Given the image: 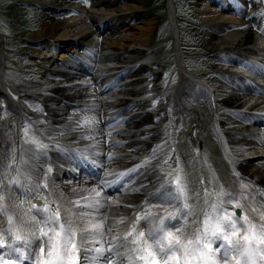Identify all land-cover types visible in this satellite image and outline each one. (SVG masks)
Segmentation results:
<instances>
[{"label":"bare ground","instance_id":"obj_1","mask_svg":"<svg viewBox=\"0 0 264 264\" xmlns=\"http://www.w3.org/2000/svg\"><path fill=\"white\" fill-rule=\"evenodd\" d=\"M61 1L62 0H51V1L42 0V6L44 7L45 10L49 11V14H47V16L40 15L41 18L39 21L41 23V27L39 28V31L36 32L34 38H38L39 36L40 37L48 36L49 38L61 40V44H67L68 41L70 40H80V41L81 40L83 41L91 40L90 36L94 35V32L92 31L93 27L95 26L94 22L93 23L88 22L90 24L88 25L86 21L81 20V22H83L81 24V26L83 27L82 29V28H77L76 22L78 21H75L74 20L75 18L74 19L70 18L72 20L71 22H69L70 19L58 21V20H53L52 18L49 17L51 14L53 15V13H56V12L62 13V11H68V10L73 12L76 9V7H74L73 5H68V6L62 5L60 3ZM122 2H123L122 0H91V5L92 7L95 8V10H97V12H100V13H103L104 10H106V12H111V13L115 12L116 14L122 13L123 11L129 12L130 9H137L138 11V7L136 5H131V8H128V7H125L122 4ZM228 3L229 4H226V6L227 7L229 6L228 8H231L234 11L229 12L226 15H218L216 13L215 14L216 17H214V19L213 18L207 19L206 23L208 26L212 25V28L219 29V30L222 28V25L225 26L226 29L222 31L223 36L222 37L219 36L220 38L219 44L223 46L222 51L228 50L230 51L229 53H232V52L238 53L242 51V47L244 46L245 43L250 42L251 40H255L254 39L255 33L249 28L250 24H248V22H254V20L253 18H249L250 19L249 20L247 19V17L250 16L252 10L255 12L256 11L258 12V9L262 5V3H261V0H251V3H252L251 8L253 9L249 12L245 10L244 15L242 14L241 16L238 15L243 10L241 9L240 0H236V1L229 0ZM213 13H211V15H213ZM104 18H105V15L102 14L99 17V21L104 20ZM123 18H126V15H123ZM130 20H131V17H129V21ZM76 29L78 31L75 32ZM150 31H151L150 28L149 29L144 28L137 35H133V34L127 35L126 34L123 37L119 38L118 40L113 41L112 43L109 44V46L113 45V46H116L118 49L122 50L121 54H116L114 56L110 55L109 57H112L113 60L116 61V63L129 64L128 67L122 72L123 76L127 77V75L132 73V70H131L132 66L130 64L135 63L137 56L139 55V48H140L139 42H147L146 39ZM67 37L68 38L72 37V38L68 39ZM176 37H178V32L176 34ZM149 38L150 37H148V39ZM124 41L127 42V45L121 44V42H124ZM92 42L93 40H91L89 43H92ZM251 53L254 54L255 52L251 51ZM220 54L221 53L219 54L216 53L215 57H219ZM227 59H229V57ZM49 63H50L49 65L50 67L56 68V64H54L55 61L51 62L49 60L47 64ZM0 69L2 71V66H0ZM178 70L180 73V85H179L180 88H178L179 91L175 92V97L172 99L170 106L173 108V113H174L172 115L173 117L172 120H174L175 122L178 120L177 122L182 124V128L179 129L178 127H176V132L172 136L171 138L172 140L170 144L172 143V146L175 148L176 152L178 153V155L180 156L182 160L183 175H184L185 181L188 186L189 195L191 197L188 201L189 203L188 211H190L193 209L206 207L204 203L206 193L210 194L208 195L209 203H215L217 201L218 194L221 192L231 193L233 196H234V193L235 194L241 193L240 191L241 185L239 182L236 181V178L231 179L227 175L228 172L226 170V166L225 164H223L225 161L223 156H225L226 153H223L221 155L222 151L220 152L219 150L215 148L213 140L211 138V132L209 131V127H208V118L210 117V114L214 111V107H212V105H214L216 102L211 103L209 101V103H207V101H205V103H200V104L198 102L190 103V101L186 99V92L182 90V88H184L183 85L187 81L186 79L188 78V76H193V75L190 72H188L184 66H183V69L179 68ZM220 71L225 72L226 74L228 73L222 68L220 69ZM49 72L51 74H55V77L57 78L62 76L61 74H58V72H55L54 70H49ZM1 79L3 78H0V97L2 96L9 97V100H10L12 99V96L9 93L7 87L5 88L3 86ZM64 82L68 83V85L70 86L69 89H75L76 91L74 93L69 92L66 89L57 88V86L56 87L52 86L51 88H49L48 91L49 92L51 91L52 93L57 94L59 97H62L63 99H65V96H68V97L74 98V100H79V101L80 100L88 101L91 99L93 100V98L100 96L99 88L98 89L89 88L85 90L82 89L81 87L82 81L69 82L68 80H64L63 82L60 81L56 83L54 81H50L49 83L51 85H63ZM93 83L96 85L97 83H104V82L95 81ZM94 84H92L93 87H95ZM114 85L115 83H111L107 87L110 90L119 91V89L115 88ZM218 92L219 91H217V93ZM135 93L136 92L129 91L127 92L126 95L132 96ZM176 96H179L180 98L177 99ZM122 100L123 99L119 100V102ZM129 101L130 100H127L123 102L122 104H128ZM238 101L239 99L237 98H232V99L226 98L223 101V104L235 105V108H242L243 104L240 101L239 102ZM12 104H14V102H12ZM14 105L10 106L11 111L16 109ZM141 105H142L141 103H133V104H130L128 108H130L131 110H137L141 107ZM113 106H114V102L100 103L98 110L97 109L93 110L91 111L92 113H89V115L85 114V116L90 118L91 121L95 120L94 122H96L99 119L98 120L93 119V117L95 116L99 117L101 113H105L109 111L110 108ZM249 110L250 111L252 110L254 112L261 113V114L264 113L263 108H260L259 110V108H256V105L252 106L251 109ZM48 111L52 112L53 117L65 118V114L62 113V110L60 108H52V109L49 108ZM129 114H131V112ZM247 117L249 118V120H252V123H251L252 125L257 124L258 119L261 120L263 118L262 115H258V116L248 115ZM151 119H153V117L151 118V116L148 113H145L140 116L134 115L127 119V124L129 126L134 125V127L135 126L140 127L139 125L144 124L145 122H148ZM216 121L218 122L217 123L218 126H223L226 124V122L222 119L215 120V122ZM101 127H102L101 123L96 122L94 127L89 128V129H84V133H83L84 139L87 142H89L90 140L100 138V136H102L101 131H100ZM222 129H224V127H222ZM78 131H81V130L75 129L71 133L70 140L68 142H73L79 139ZM188 131H190V133L187 135ZM236 131L241 132L243 131V129L236 130ZM142 135H144V131H140V137ZM232 135H235V134L229 133V137ZM247 135L248 134L244 136L250 137ZM249 135L254 136V134H249ZM136 136L137 135H135V137ZM154 136H155V133L153 134L152 140H155ZM129 137L130 136H128L127 138ZM111 139L112 138H108L109 147L107 149H104L103 150L104 152H108L109 148H111L112 143H113ZM137 139L138 141H133L127 145V151L135 152V154H141L142 151H146L147 141H145L144 139H140V138H137ZM226 142H227L226 146L228 148V151L230 150L228 152L229 160H234V162L241 161L240 165L237 167V170L244 173L243 180L247 182L245 183L246 185L244 186L243 190L250 191V192L252 190H255V194H256L260 190L259 188L261 187L260 185L264 187V163H261L264 161V150L261 154L254 156V154H256V152L254 151L256 148H258V145L257 143H255V141L251 143L247 142L246 146H242L238 149L231 148L229 142L228 141ZM199 143L202 144V148H199ZM92 144L100 145L99 143H92ZM165 144L168 145V141ZM233 144L234 143L232 142V145ZM10 145H11V142H10ZM99 150H102L100 146H99L98 151ZM112 158L113 156H111V159ZM213 158L215 159V161L213 160ZM58 159H59V163L66 165L62 157ZM111 159L107 160L108 165L105 168L106 173L110 172L115 166V163L111 162ZM248 159H251L253 161H258L256 164L257 165L256 169L253 166L251 167L250 165H248L250 161H244ZM131 161H134V159L131 157H122L121 160H119L118 162L120 164H130ZM1 165L2 163H0V166ZM146 176L148 178H152V176L150 175L148 171L144 172L143 175L139 176V178L146 177ZM245 177L251 178L252 181H247ZM149 181L150 182L147 185L141 186L134 190H130L126 194H123L120 192H114V193H110V195H112V198H120L118 200L119 202L136 203L139 199H142V198L146 199V191L148 189V186L149 184L154 182L153 180L151 181V179H149ZM28 186L31 190L32 185L28 184ZM78 186L79 184L72 185V186L64 185L63 187H59L61 192L63 193L62 195L59 194L57 188L53 186H49V197L46 200L48 203L57 204V207H59L62 217L65 216L66 214H70V212L77 211L79 210L77 208V205L73 201H71L68 196L80 197V196L85 195L83 194L84 192H91V191H84V190H87L85 188H88L89 185H86V186L82 185L80 189H78ZM92 188H95L94 185L90 187V190ZM112 189L113 187H111L109 191H111ZM96 190H98V188H96ZM250 192L246 193L248 197L247 199L250 201V203H248L247 200L245 202L244 201L242 202L243 204H245L244 207L242 205V209L244 210L243 215H247L254 223H257V224L264 223V220H261L262 213H258V211L262 210V208H258L255 205H253L255 203V198L252 194H250ZM65 193H67V196ZM77 193H82V194L77 195ZM108 195L109 194L107 193L106 196ZM240 195L244 197V193H241ZM236 199H239V197L237 196ZM226 200H227V197H220V203ZM159 205L164 206L166 208V204L164 203H159ZM51 208L55 209L54 207H51ZM104 208L105 209L103 210V214L101 218L107 215V220L105 223V229H107V227L110 226L111 224L112 216H119L124 213L122 211L123 209L117 210V209H114L113 207H110L108 204H105ZM66 210H69V211L66 212ZM199 216L191 215V216L184 217V223L182 224V226H183V234L185 236H187L189 233L194 232L195 224L197 220H200ZM11 217H12V220H15L16 222L22 221L19 214H13ZM32 221H29V222H32ZM7 222L8 221H5L4 224H6ZM241 223H243L242 219H241ZM34 229L35 231H39L40 225H37ZM107 232L108 231H106V233ZM19 234L21 237L22 235H24L26 239L27 237L29 238L31 237L30 235H28L27 231H24L23 234L21 233ZM44 239L47 240L46 237ZM233 239H235V237H233ZM218 245H219V241H217V245H214V247ZM41 255L42 254L40 253V250H39L37 252V256H41ZM117 259H123L125 263L128 262L127 257H118Z\"/></svg>","mask_w":264,"mask_h":264},{"label":"snow or ice","instance_id":"obj_2","mask_svg":"<svg viewBox=\"0 0 264 264\" xmlns=\"http://www.w3.org/2000/svg\"><path fill=\"white\" fill-rule=\"evenodd\" d=\"M25 135H28L27 129ZM39 140V131L32 129L31 143L35 144L38 150L33 155H42L49 147ZM26 151L32 152V149ZM182 172L178 166L177 175L170 182L174 187L168 189L165 195L155 197L160 203L171 205L173 211L159 218L158 222L151 214L137 216L131 231L122 237H113L107 248L95 246L105 236L106 231L112 230L111 226L105 229L106 217L98 219L96 215L105 207L101 199L102 193L96 188L90 190L95 196L84 197L83 203L76 200L74 203L79 210L63 217L59 207L53 209L45 204L41 211L37 204H33L36 213L32 223L27 226L35 228L37 225H43L39 229L41 264H81V259L85 264H125L124 260L117 259L118 257H127L128 264H158L157 257L159 264H264V223H254L247 215L236 217L235 213L231 216L225 214L220 197H227L235 208L242 207L235 197L227 192L219 193L215 203H209L210 194L206 193V207L183 212L179 208L180 202H183L184 209H188L191 197ZM48 173H52L51 168ZM45 179L44 188L47 187L48 177ZM112 186L105 183L104 189H110ZM35 190H39V186ZM31 191L29 190V196ZM3 211L0 208V217ZM177 212H180L179 216ZM191 215H202L204 219L196 231L185 236L180 221ZM150 220L153 222L152 227L146 231L140 230L143 227L141 222L147 223ZM261 220H264V213L261 214ZM12 227V217H9L7 229L0 226V255L10 258L4 264H11L13 258L18 259L20 264H24L25 260L31 264L35 241L18 244L21 236L17 232L15 240L5 245V235ZM217 241L219 245L214 247ZM46 249L50 259L44 261L43 254Z\"/></svg>","mask_w":264,"mask_h":264},{"label":"rangeland","instance_id":"obj_3","mask_svg":"<svg viewBox=\"0 0 264 264\" xmlns=\"http://www.w3.org/2000/svg\"><path fill=\"white\" fill-rule=\"evenodd\" d=\"M8 1H9L8 6L13 9V5L16 3L15 0H8ZM19 1H22V0H19ZM180 1L182 2L183 8H181V14L179 18L182 20V28L184 29L183 41L182 40L181 41H182V44H184L185 46V48H183V52H184L183 53L184 54L183 63L186 68L194 71L196 74L207 75V76L211 75V73L215 72V70L218 69L217 68L218 65L220 66L226 65L225 61H227L226 59L227 57L223 56V57H220V60L219 59L212 60L211 56H214V55L208 56L209 53L211 52H214V53L222 52L223 46L219 44L220 43L219 36L221 37L223 36L222 34L223 30H219V29L212 30L209 28H203V25L207 24L206 23L207 19H211V18L214 19V17H216L215 15L216 13L218 15H226L228 14V12L227 13L224 12L223 14L219 13L218 8L216 6L210 5L211 0H180ZM65 2L70 4L73 1L67 0ZM122 4L128 8H131V5H136L139 9V12H135V14L132 16V19L130 20L131 22L129 21L126 24H125L126 22L125 20L123 21L118 20L115 23V25L111 28V32L114 31V33H107L106 31H104V35H106V38L108 39V41H116L117 38H121L122 36L126 34L127 35L128 34L137 35L142 29L150 28L151 31L149 32V35L147 36V39H146L147 42H139V44L140 45L143 44L145 47L149 46L151 48L159 45L157 49L155 47V52H154V55L161 56L163 58V60L160 61L159 63L160 67L158 68L162 70L164 69L169 70L168 74L164 78H161L160 76V78L157 79V83H156L158 85L157 90L159 92L164 93L165 91H167V89L171 87V83L179 82V76L177 73L178 71L176 69L177 67L175 64V58L172 57L168 60L165 59L166 54L174 53L173 48H172L173 45L171 44V42L168 43V38H166L168 34H162V33L156 32L157 21L154 20V18H150L148 14H145L148 11L146 0H123ZM82 9L84 12L86 11L89 15H94V13H99L97 12V10L91 9V7L88 8V6H83ZM211 13H213V15H211ZM103 14L105 15V17L109 16L107 12H103ZM161 14H163V12ZM17 15H20V14L17 13ZM29 18L31 20L30 29H27V30L25 29L24 32L17 34L18 36L16 38L20 39L21 41L14 43V44H6V45H7V48H11V49L14 48L17 50H21L22 52L28 53V55L34 60L35 58L38 57V52H37V49L34 43L39 42V43L44 44L43 41L45 40V37L47 36H43V37L39 36L38 38H34L36 32H38L39 28L41 27V23L39 21L41 16L32 14L30 15ZM51 18L53 20H58V21L75 18L74 20L78 21L76 22L77 28L83 29V27L81 26L83 22H81V20H84L83 19L84 17L81 18V20H78V17L76 16L51 17ZM72 19H70L69 22H71ZM110 20L111 19H108L107 21H110ZM210 28H212V25L210 26ZM214 30H217V31L219 30L220 34L215 33ZM76 31L78 30L76 29L75 32ZM148 37L150 38L148 39ZM121 44L127 45V42L124 41V42H121ZM171 48H172V51L168 52V50ZM116 50L121 51L118 48H116ZM142 50H143V47H142ZM185 53L187 54H200L201 53V54H208V55L205 56V58L207 59H202V61H199L193 58L192 59L190 58V60L187 59L185 56ZM47 54L52 55V53H47ZM53 56L54 58H56V55H53ZM7 72L12 73V78H10L8 81V85L11 87V90L18 89V91H21L23 87H26V85H28L27 81L22 80L21 73L17 71H11V70H8ZM7 77H9L8 74H7ZM188 88L190 87L188 86ZM190 89H193V87ZM195 89L197 91L199 90L202 91V89L200 88L195 87ZM19 99L20 98H16L17 101H19ZM157 105L159 106V103H156V106ZM4 106H5L4 100L0 99V127H1V123L5 124L4 118L8 115L6 113L2 114L1 109ZM164 110H165V104H163V107L159 108L160 113L158 112L157 107L152 109L153 112L158 113L162 116L160 118V115H153V114L151 115V118L152 116H155L154 118H156V120L154 121L152 119V122L153 123H155L156 121L158 122L157 126H158L159 135L156 137V139L164 138L166 136L168 126L170 125L171 127V124L174 123V122H170L171 121L170 118H172V113L165 114ZM219 117L221 119L226 118L224 120H227V121L232 120V118L226 117V116H219ZM148 122H145L144 125H146ZM211 123H212V118L209 117L208 118L209 127ZM162 125H164V127L160 128ZM211 138L213 142L217 144V139L215 138L213 134ZM241 142H242L241 140L236 141L235 146L237 147L239 144H241ZM249 142H251V140H249ZM258 147L259 148L264 147V144L258 145ZM154 161H155L154 164H155L156 174L163 173V172L172 173L174 171V164L176 162H179L176 153H173L172 155H170V153H167L165 155L161 153L154 159ZM257 162L258 161H251L248 163V165H250L251 167L253 166L256 169ZM261 163H264V161Z\"/></svg>","mask_w":264,"mask_h":264}]
</instances>
